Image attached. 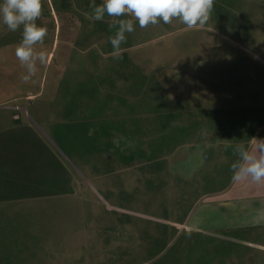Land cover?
I'll use <instances>...</instances> for the list:
<instances>
[{
	"label": "rangeland",
	"instance_id": "rangeland-1",
	"mask_svg": "<svg viewBox=\"0 0 264 264\" xmlns=\"http://www.w3.org/2000/svg\"><path fill=\"white\" fill-rule=\"evenodd\" d=\"M52 1L51 14L42 5L37 24L48 32L35 46L48 61L28 83L15 55L22 28L0 21L1 135L17 137L10 169L31 170L38 195L27 199L37 214L29 236L42 242L31 264H223L234 249L178 232L175 222L204 200V141L220 142L219 109L264 98V0H215L202 28L175 18L136 22L119 58L109 41L113 17L91 20V0ZM66 1L79 19L71 30ZM106 77L114 82L112 138L95 124L94 143L70 108L82 84ZM7 112L18 114L15 137Z\"/></svg>",
	"mask_w": 264,
	"mask_h": 264
},
{
	"label": "crops",
	"instance_id": "crops-1",
	"mask_svg": "<svg viewBox=\"0 0 264 264\" xmlns=\"http://www.w3.org/2000/svg\"><path fill=\"white\" fill-rule=\"evenodd\" d=\"M247 99L242 98L236 107L219 109L221 125L214 132L221 131L220 142L204 141L205 155L211 165L207 171L199 172V182L203 184L199 196L204 200L195 204L186 220L175 222L178 232L183 230L203 237L207 244L219 242L234 249L233 255L221 258L223 264H264V186L231 180L230 166L237 159L235 146L244 143L252 148L251 138L264 139V98ZM3 114L9 117L11 112ZM17 115L9 117L8 123L12 125L9 137H15L20 129L13 123L19 120ZM15 138L16 141L8 139L12 141L8 143L0 130V264H31L41 257L36 255V247L42 242L29 236H33L37 214L27 199L38 195L31 170L23 171L20 166L18 170L10 169L9 164L15 160L13 148L18 145ZM24 140L27 142L28 138ZM217 142L219 152H215ZM210 155L217 160H210ZM108 207L117 210L115 206Z\"/></svg>",
	"mask_w": 264,
	"mask_h": 264
},
{
	"label": "clouds",
	"instance_id": "clouds-1",
	"mask_svg": "<svg viewBox=\"0 0 264 264\" xmlns=\"http://www.w3.org/2000/svg\"><path fill=\"white\" fill-rule=\"evenodd\" d=\"M215 0H102L97 5L91 0L90 19L101 21L105 15L113 17L112 26L117 27L115 36L109 37L113 56L120 57L121 45L126 43V33H132L138 22L141 28L157 25L161 20L171 24L178 19L188 29L204 27L209 21ZM42 15V0H2L0 21L15 32L22 28V41L15 49V55L26 69L21 79L28 83L38 71L37 65L48 61L46 51H38L36 45H43L47 28L37 24ZM130 17L121 19L120 17ZM252 148L239 143L234 148L235 162L230 166L233 182L264 186V139L251 138Z\"/></svg>",
	"mask_w": 264,
	"mask_h": 264
},
{
	"label": "trees",
	"instance_id": "trees-1",
	"mask_svg": "<svg viewBox=\"0 0 264 264\" xmlns=\"http://www.w3.org/2000/svg\"><path fill=\"white\" fill-rule=\"evenodd\" d=\"M58 2V0H54V5H58ZM63 4L64 9H66V13L68 14V26L69 28H75V22H79V19L76 20L75 17L77 18L78 16L74 14L75 11L70 2L66 1V3ZM58 11L60 12V9ZM58 11H56V13H59ZM92 80L93 79L82 84V87L76 91L77 95L76 93L74 94L75 102L72 104L70 110L72 115V123H79L83 130L84 128L86 129L84 130V134L86 135L85 139L97 143L99 142L98 140H96L97 134L100 135L101 129H98V126H95V124H99L102 127H105L103 130L105 132H108L109 134V130L112 128V122H114L113 120H115L114 117L110 116L109 114V110L112 109L111 104L113 103L115 98H113V93L109 92V90H113L114 82L110 80L109 77L100 80L99 84H95V82H93ZM102 91H108L109 93H107L106 96L104 95L103 98H100V93ZM81 113L84 114L81 115ZM111 138L112 132L109 139ZM172 139L173 137H171V140Z\"/></svg>",
	"mask_w": 264,
	"mask_h": 264
},
{
	"label": "flooded vegetation",
	"instance_id": "flooded-vegetation-1",
	"mask_svg": "<svg viewBox=\"0 0 264 264\" xmlns=\"http://www.w3.org/2000/svg\"><path fill=\"white\" fill-rule=\"evenodd\" d=\"M45 2H46V4H45ZM52 2H53L52 0H42V5L45 4V5L47 6V9H48V11H49V14H51V8H50V5H49V4L51 3L52 8H53V4H52ZM45 5H44V6H45Z\"/></svg>",
	"mask_w": 264,
	"mask_h": 264
}]
</instances>
